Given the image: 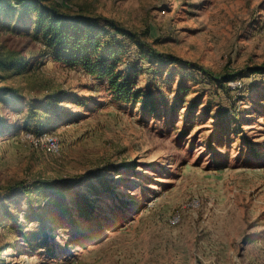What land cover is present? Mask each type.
<instances>
[{"label":"rangeland","instance_id":"1","mask_svg":"<svg viewBox=\"0 0 264 264\" xmlns=\"http://www.w3.org/2000/svg\"><path fill=\"white\" fill-rule=\"evenodd\" d=\"M53 1L149 31L145 40L159 52L197 68L138 64L132 47L129 60L145 73L139 85L163 94L157 112H143L30 42L24 26L0 19V47L32 63L0 81L25 97L20 106L0 102V264H264V74L252 72L264 65V0ZM198 67L235 79L225 89ZM53 97L39 133L56 137L60 154L33 147L22 121L26 99L47 106ZM38 181L51 184L46 196L11 188L25 182L34 190ZM92 185L100 190L90 194L99 199L94 217L53 222L49 241L27 240L39 230L27 215L55 196L89 194ZM177 213L182 221L173 226Z\"/></svg>","mask_w":264,"mask_h":264},{"label":"trees","instance_id":"2","mask_svg":"<svg viewBox=\"0 0 264 264\" xmlns=\"http://www.w3.org/2000/svg\"><path fill=\"white\" fill-rule=\"evenodd\" d=\"M70 11V8L53 0H0V19L8 20L9 26H24V35L30 42H40L57 61L63 62L68 67L86 70L106 88L110 98L122 104L139 106L143 112H157L163 101L161 100L163 94L157 97L151 88L139 85L145 73L142 69L136 70L137 65L134 66L130 62L132 47L139 51L138 64L147 61L154 66L185 65L192 66V69L197 68L183 59L159 52L145 40L149 31L138 33L102 17ZM27 58L29 55L24 56L21 50L0 47V74H4L0 75V81L9 78L6 74L18 75L29 72L32 63L27 61ZM198 68L207 79L219 82L225 89L228 87L227 84L235 79L228 72H225L221 79H217L205 69ZM252 72L264 74V65L253 67ZM177 86L181 91L180 94L187 92L185 78L181 79ZM11 94L16 98L9 101L10 99L7 98ZM23 99L25 97L18 90L6 86L0 87V102L4 105L10 106L18 102L20 106ZM49 99L52 102L47 106L38 99L25 100L26 114L22 121L27 132L39 134L44 123L43 117L52 113L54 103L58 100L54 97ZM191 106L194 108L196 103L192 102ZM235 116L237 117V114ZM34 125L36 131L32 129ZM7 128L10 130V127ZM98 182L106 191L115 194L109 181L100 179ZM26 185L25 182H19L11 188L12 190L21 188V192L31 199L35 196H46L51 184L47 181H38L34 190ZM90 189L91 193L77 194L76 199L70 202L63 195L55 196L42 207L41 211L27 215V220L39 223V230L33 234L28 233L27 240L31 242L38 236L41 240L49 241L52 238L50 225L53 222L64 223L68 219L75 225L77 217L83 220L94 217L99 199L91 197L98 196L100 190L98 186L93 185ZM32 204V201L29 202L33 209ZM10 219L15 220L14 216Z\"/></svg>","mask_w":264,"mask_h":264},{"label":"built area","instance_id":"3","mask_svg":"<svg viewBox=\"0 0 264 264\" xmlns=\"http://www.w3.org/2000/svg\"><path fill=\"white\" fill-rule=\"evenodd\" d=\"M26 138L35 148L46 147L51 153L60 154L61 149L58 139L49 133L30 134V132H27ZM189 206L192 208H197L199 203L198 201H193ZM181 221V214L177 213L170 219V224L177 226L181 223Z\"/></svg>","mask_w":264,"mask_h":264}]
</instances>
